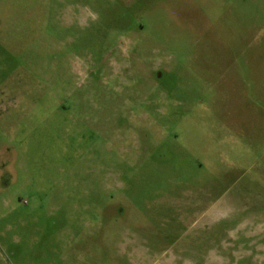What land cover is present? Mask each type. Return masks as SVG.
<instances>
[{
    "label": "rangeland",
    "instance_id": "obj_1",
    "mask_svg": "<svg viewBox=\"0 0 264 264\" xmlns=\"http://www.w3.org/2000/svg\"><path fill=\"white\" fill-rule=\"evenodd\" d=\"M0 264H264V0H0Z\"/></svg>",
    "mask_w": 264,
    "mask_h": 264
}]
</instances>
